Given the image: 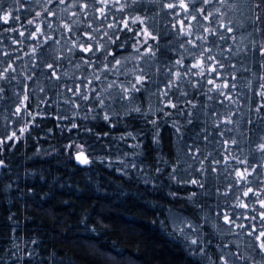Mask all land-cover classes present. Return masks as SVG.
I'll use <instances>...</instances> for the list:
<instances>
[{
	"label": "snow or ice",
	"instance_id": "6c2138e0",
	"mask_svg": "<svg viewBox=\"0 0 264 264\" xmlns=\"http://www.w3.org/2000/svg\"><path fill=\"white\" fill-rule=\"evenodd\" d=\"M0 101L11 105L7 125L13 117L20 125L0 129V152L44 131L48 118L67 121L69 132L88 135V149L136 141L127 145L139 150L131 153L136 159L106 165L132 178L128 169L138 171L149 154L142 149L147 132L150 152L158 153L156 175L143 179L151 187L136 199L167 188V202L179 206L173 212L150 204L163 216L152 224L181 241L196 264H264V137L249 141L254 148L245 155L243 131L231 135L242 103L264 124V0H0ZM204 109L216 121L211 133L199 127ZM63 127L54 124L45 137ZM165 130L179 145L170 159L162 151ZM67 148L78 149V165L95 163L85 144ZM91 215L85 211L77 224L99 235L88 227ZM98 252L93 264L124 260L119 249L101 245ZM27 255L9 253L31 264L33 253Z\"/></svg>",
	"mask_w": 264,
	"mask_h": 264
},
{
	"label": "trees",
	"instance_id": "16d2710c",
	"mask_svg": "<svg viewBox=\"0 0 264 264\" xmlns=\"http://www.w3.org/2000/svg\"><path fill=\"white\" fill-rule=\"evenodd\" d=\"M2 2L7 6L11 0ZM204 102L210 103L206 98ZM7 107L6 102L0 101V129L7 126L10 132L20 125L15 124L14 117V127L7 125ZM241 107L243 111L236 118L240 122L231 126V135L239 136L243 131L245 139L242 143L245 145L244 154L247 155L249 149L254 148V144L249 141L259 143L260 138L264 137V124L258 114L250 112L248 104L242 103ZM217 110L224 111L219 106ZM206 111L207 109H204L201 112L199 127L211 133L214 131L211 125L216 121L206 117ZM68 115L71 116V113ZM248 119L256 121V126L247 124ZM79 122L85 125L89 123L83 120ZM54 124L64 127L54 128L45 137V132L53 128ZM41 127L44 131L34 129L31 138L26 135L19 142V147L0 152V158L5 161V167L0 168V249L3 250L0 257L3 258L4 264H12L13 259L21 254L25 259H29L28 253H33L31 264H93L101 245L105 249H119L124 257L122 264H196V259L181 241L174 240L160 231L158 224H152L153 220L163 219V216L154 215L150 204L159 203L166 211L172 209L173 212L179 207H173L167 202L168 189L165 188L160 194L145 193L143 201L136 199L138 190L143 191L145 187H151V184L146 186L142 182L143 179L156 175L158 153L150 152L152 145L147 132L142 149L149 154L140 157L143 163L139 164L138 171L128 169L132 178H127L106 165L112 161L115 162L112 167L119 168L122 167L118 163L119 159H136L131 153L139 150L127 147L136 141H117L116 146L111 149H101L100 144L96 143L88 149L87 145L92 143L88 135L83 131L69 132L67 129L71 125L67 121H53L48 118ZM114 134L118 137L121 133ZM164 135L166 140L162 151L165 153L164 158L170 159L169 153L175 154L179 145L176 137L167 138V130ZM193 135L194 131H187V136ZM202 136L203 132L200 146L207 154L211 146L205 148ZM103 139L107 143L109 138ZM74 142L85 144L90 158L95 160L93 165L86 167L77 164L74 154L78 149L67 148L68 144ZM117 147L120 148L119 152ZM125 151L128 152L127 157L122 155ZM256 155L259 157L258 153ZM53 193L54 198L50 199ZM33 195L35 199L32 198ZM88 210L92 212L88 227L94 228L99 235L81 231L83 225L77 224ZM9 215L14 216V221H8ZM16 224L19 227L13 232L11 229ZM69 226L71 230H68ZM33 241L37 243L34 244ZM9 253H16V256H9ZM16 264H24V261L16 259ZM100 264H108V261L101 260Z\"/></svg>",
	"mask_w": 264,
	"mask_h": 264
}]
</instances>
